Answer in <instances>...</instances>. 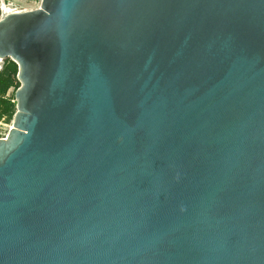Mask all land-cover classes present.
<instances>
[{
    "label": "water",
    "instance_id": "obj_1",
    "mask_svg": "<svg viewBox=\"0 0 264 264\" xmlns=\"http://www.w3.org/2000/svg\"><path fill=\"white\" fill-rule=\"evenodd\" d=\"M0 264H264V0L4 12Z\"/></svg>",
    "mask_w": 264,
    "mask_h": 264
},
{
    "label": "trees",
    "instance_id": "obj_2",
    "mask_svg": "<svg viewBox=\"0 0 264 264\" xmlns=\"http://www.w3.org/2000/svg\"><path fill=\"white\" fill-rule=\"evenodd\" d=\"M18 73V64L10 57L5 58L0 67V121L10 122L16 113L15 92L21 84ZM10 91L12 94L8 95Z\"/></svg>",
    "mask_w": 264,
    "mask_h": 264
},
{
    "label": "rangeland",
    "instance_id": "obj_3",
    "mask_svg": "<svg viewBox=\"0 0 264 264\" xmlns=\"http://www.w3.org/2000/svg\"><path fill=\"white\" fill-rule=\"evenodd\" d=\"M41 5V0H0V18L3 13L14 11H25L38 8ZM4 59H0V67L3 65ZM10 91L8 95H11ZM13 125V119L10 122L5 120L0 121V138L7 137L10 128Z\"/></svg>",
    "mask_w": 264,
    "mask_h": 264
},
{
    "label": "bare ground",
    "instance_id": "obj_4",
    "mask_svg": "<svg viewBox=\"0 0 264 264\" xmlns=\"http://www.w3.org/2000/svg\"><path fill=\"white\" fill-rule=\"evenodd\" d=\"M7 11V10H6Z\"/></svg>",
    "mask_w": 264,
    "mask_h": 264
}]
</instances>
